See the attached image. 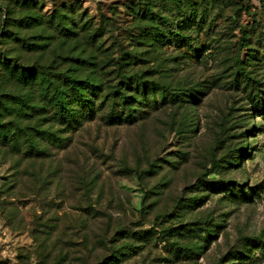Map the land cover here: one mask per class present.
<instances>
[{
	"label": "rangeland",
	"instance_id": "obj_1",
	"mask_svg": "<svg viewBox=\"0 0 264 264\" xmlns=\"http://www.w3.org/2000/svg\"><path fill=\"white\" fill-rule=\"evenodd\" d=\"M28 1L97 30L85 57L142 48L124 92L145 96L133 74L151 85L132 109L94 98L73 129L50 110L31 137L3 110L0 264H264V0ZM145 10L179 41L156 52Z\"/></svg>",
	"mask_w": 264,
	"mask_h": 264
},
{
	"label": "trees",
	"instance_id": "obj_2",
	"mask_svg": "<svg viewBox=\"0 0 264 264\" xmlns=\"http://www.w3.org/2000/svg\"><path fill=\"white\" fill-rule=\"evenodd\" d=\"M27 2L29 1L16 0L19 10L11 8L6 2L0 5V18H3L0 23V40L3 37L9 39L3 43L9 47L0 49V99L3 98L5 102L8 99L11 105V108L4 105L2 109L4 103L0 101V122L6 108L5 118L8 119V123L28 130L27 136L31 137L33 132L42 130L47 122L45 116L50 110L54 111L57 120L67 123L73 129L81 125L85 116H92L94 98L99 99L103 105L108 101L114 105L121 99L128 109H132V100L144 103L149 95V90L145 91V87L151 84L148 85L140 75L133 74V78L141 79L142 82L137 83L136 88L141 89L145 96L136 94L130 98L124 92L126 81L130 78L125 72L132 70L131 64L137 62V55L142 52V48L139 52V49L135 48L134 53H121L117 60L113 58V53L110 55L106 53V57L101 61L94 52L85 57L87 49L84 46L89 45L87 42L90 45L94 44L98 35L97 30L88 34L86 28L74 29L69 25L74 20L68 16L67 20H64L59 15H53L47 21L34 7L27 6ZM144 13L148 16L139 18L138 21L142 22L140 29L144 28L153 37L152 45L156 52L164 50L160 36L163 42L168 38L173 42L179 41L181 35L178 30L171 28L168 23H155L152 11L145 10ZM12 20L18 23L15 26L19 30L18 37H11L7 31ZM23 29L26 30L25 34H21ZM82 33L87 37L81 38ZM158 44L160 45L157 47ZM97 49L98 53L105 52L100 47ZM149 52L148 54L151 53ZM33 56L34 58L30 59ZM67 62L73 67H67ZM85 65L97 66L100 75L84 70ZM105 75L106 77H103ZM110 75L114 77L112 81H109ZM40 83L44 84L43 91L37 90ZM14 86H17V89L20 86L22 89L17 93L11 92L9 88ZM152 103H156L154 97ZM116 110L112 106L109 116H119ZM22 121L26 122L23 124ZM18 127L16 130L22 132ZM0 133L4 132L0 129ZM10 134L12 135L13 131ZM34 149L35 147L31 145L29 150ZM163 217L164 215H161L158 219Z\"/></svg>",
	"mask_w": 264,
	"mask_h": 264
}]
</instances>
